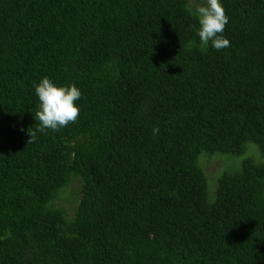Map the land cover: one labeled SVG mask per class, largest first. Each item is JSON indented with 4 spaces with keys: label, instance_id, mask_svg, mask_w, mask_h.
<instances>
[{
    "label": "trees",
    "instance_id": "16d2710c",
    "mask_svg": "<svg viewBox=\"0 0 264 264\" xmlns=\"http://www.w3.org/2000/svg\"><path fill=\"white\" fill-rule=\"evenodd\" d=\"M203 2L0 0V264H264V160L198 162L264 157V0H222L219 51ZM44 76L82 91L58 131Z\"/></svg>",
    "mask_w": 264,
    "mask_h": 264
},
{
    "label": "clouds",
    "instance_id": "9594fccd",
    "mask_svg": "<svg viewBox=\"0 0 264 264\" xmlns=\"http://www.w3.org/2000/svg\"><path fill=\"white\" fill-rule=\"evenodd\" d=\"M194 14L199 26L190 27L195 30L203 47L211 46L219 51L231 46L229 39L223 35L230 18L226 14L222 0H204L196 7ZM34 91L39 101L34 114V119L40 122L38 131L44 132L46 129L58 131L77 121L81 112L77 101L82 97V91L77 85L58 84L44 76L34 84ZM153 131L156 133L159 129ZM35 134V131L30 132L28 143L32 142Z\"/></svg>",
    "mask_w": 264,
    "mask_h": 264
},
{
    "label": "rangeland",
    "instance_id": "374dc122",
    "mask_svg": "<svg viewBox=\"0 0 264 264\" xmlns=\"http://www.w3.org/2000/svg\"><path fill=\"white\" fill-rule=\"evenodd\" d=\"M215 154L221 155L222 153ZM247 156H251L255 162H260L264 160V157L259 151L258 147L252 142H247L246 150L241 155L231 156L227 154H222V157L218 155L208 157L204 153H202L199 156L198 162L206 173L209 186L215 188V184H213L212 182L213 177L223 169L230 170V167L233 164H236V168H238V162L240 163V161Z\"/></svg>",
    "mask_w": 264,
    "mask_h": 264
}]
</instances>
